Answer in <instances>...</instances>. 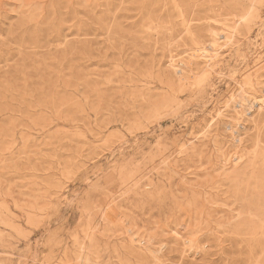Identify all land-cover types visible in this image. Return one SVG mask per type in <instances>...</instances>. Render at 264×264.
Returning <instances> with one entry per match:
<instances>
[{"label":"rangeland","instance_id":"obj_1","mask_svg":"<svg viewBox=\"0 0 264 264\" xmlns=\"http://www.w3.org/2000/svg\"><path fill=\"white\" fill-rule=\"evenodd\" d=\"M263 164L264 0H0V264H264Z\"/></svg>","mask_w":264,"mask_h":264},{"label":"bare ground","instance_id":"obj_2","mask_svg":"<svg viewBox=\"0 0 264 264\" xmlns=\"http://www.w3.org/2000/svg\"><path fill=\"white\" fill-rule=\"evenodd\" d=\"M264 165V164H263ZM238 181V180H237ZM239 183V182H238ZM239 185V184H238Z\"/></svg>","mask_w":264,"mask_h":264}]
</instances>
